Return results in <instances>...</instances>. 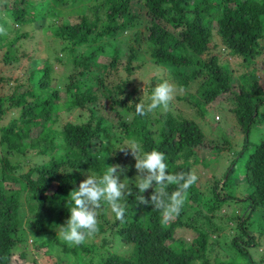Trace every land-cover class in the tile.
I'll list each match as a JSON object with an SVG mask.
<instances>
[{
	"label": "trees",
	"instance_id": "16d2710c",
	"mask_svg": "<svg viewBox=\"0 0 264 264\" xmlns=\"http://www.w3.org/2000/svg\"><path fill=\"white\" fill-rule=\"evenodd\" d=\"M48 18L58 20L44 29L61 41V50L73 53L74 63L82 66L79 75L85 76L96 68L105 75L97 77L96 86H84L70 76L65 85L66 98L62 101L56 88L50 86L51 68L45 61L41 68L30 72V88L19 92L17 88L22 83L17 82L13 92L5 98L1 90L7 78L0 68V119L9 115V120L0 126V144L4 152L0 154V264H10L12 250L23 241L24 230L21 232L20 229L23 227L22 199L25 195L28 211L33 215L27 219L33 235L53 229V236L45 243L48 256L61 246V251L74 254L81 253V249L94 253L90 264H229L224 260L211 261L214 242L209 243L206 231L198 226L199 221H189V217L195 220L200 216L192 217L189 213L182 219L183 209H196L197 204L210 212L220 208L221 200L230 197L218 193L221 180L214 181L210 195H205L204 199L197 183L192 185L184 194L179 215L168 223L161 222L160 210L151 205H138L136 197L139 193L135 186L126 204L124 222L114 217L108 225L124 243L134 244L130 255L109 250L106 240L99 245L92 244L88 250L83 245L71 248L55 234V229L69 216L67 197L77 188L83 172L100 176L108 165L119 164L125 168L129 165V153L125 155L118 151L124 146L112 153L101 152V136L108 133L102 125V114L95 112L98 109L107 106V110L114 111L124 138L140 141L142 152H163L169 174L193 171L196 148L204 136L200 126L181 113L173 114L168 110L159 115L160 128L157 133L153 132L148 114L139 116L135 112V105L140 101L135 97V88L127 90L129 77L120 78L112 85L105 81L107 74L117 71L122 55L126 58L127 74L134 72L137 49L130 46L124 54L121 46L116 44L109 61L103 64L95 62L93 54H74L75 45H83L92 38L115 39L118 32L134 28L137 23L146 29L143 33L141 27L135 28L133 40L137 47L145 41L153 62L172 68L176 85L189 96H195L194 104L202 106L200 114L207 103L221 94L228 95L232 104L230 110L246 134L236 159L242 162L243 181L249 188L243 196L247 207L236 218L237 229L247 237L242 239L235 232L230 245L247 258V264H253L248 253V247L256 245L254 233L250 232L252 226L257 224L259 234L264 233V224H261L264 223V141L251 144L247 135L250 125L263 123L264 116H260V112L264 114V90L258 80L252 79L241 82L237 91H232L230 84L234 75L228 64L219 60L220 51L216 48L214 34L230 55L241 57L253 68L264 52V0H0V27L6 30V34L0 35V65L13 61L14 51L10 49L13 40L30 35L27 30L14 31L12 25L33 22L42 28ZM153 89L151 86V91ZM28 94L32 100H27ZM64 108L81 109L84 119L67 121L60 129L54 127L52 124ZM8 111L16 112L8 114ZM126 115H130L129 119ZM57 135L60 138L57 139ZM94 141L101 147L93 149ZM28 149L36 155L47 154L49 160L22 170L23 166L9 159V155L25 154ZM236 159L224 175V184L235 171ZM54 184L55 189L50 191ZM152 191L149 189L143 195L148 197ZM167 191H176V186H168ZM101 216L108 223L104 215ZM207 222L211 225V221ZM178 226L190 227L196 233L191 243L174 236ZM98 228L101 230L103 225L98 223Z\"/></svg>",
	"mask_w": 264,
	"mask_h": 264
},
{
	"label": "rangeland",
	"instance_id": "374dc122",
	"mask_svg": "<svg viewBox=\"0 0 264 264\" xmlns=\"http://www.w3.org/2000/svg\"><path fill=\"white\" fill-rule=\"evenodd\" d=\"M87 1V0H81ZM73 16L70 17V20ZM58 19L48 18L44 21L42 28L35 26L33 22H29L25 25H12V29L17 30L18 33L21 30H27L29 36L18 37L13 40L10 49L14 51V59L11 63L1 64L2 75L7 78L1 93L7 98L10 93L13 92L14 86L17 82L22 83L17 91H25L31 87L29 83V74L33 69H39L43 66L45 61L50 64V76H51V88H56L59 93L60 100L64 101L66 98L65 85L69 80L70 76L78 83L86 86L91 84L97 85V77L105 75L101 70L91 69L87 75H79V71L82 70V66H78L74 63L73 53L61 50V41L53 36L51 33H47L44 29L47 26H51ZM65 20V19H64ZM141 22V21H139ZM141 27L143 33H146V29L143 24L137 23L134 28H126L117 33L116 38H92L89 42L83 45H75L74 54H93L94 61L98 64H103L109 61L111 54L115 50V46L120 45L123 53L129 51V47L133 46L137 49L136 57L133 60V64L137 65L134 72L129 75L125 71L126 58L122 55L117 63V71L113 70L112 73L106 75V83L112 85L116 83L120 78L128 76L130 84L127 90L135 88V97L140 102L147 105L150 103V97L152 94L151 86H156L162 80L168 82L174 88V99L171 101L167 110L162 107L157 108L151 113H148V118L152 120L149 125L150 129L157 133L160 128L159 115L170 111L173 114L181 113L184 117L194 120L203 131V141L196 148L197 159L192 166V170L198 176L197 186L201 190L202 199L205 195H210V190L213 187L215 180H221L218 184V193L222 195L221 201L223 204L220 208L215 209L213 212L206 211L201 204H197V208H184L182 211V219L185 216L190 215L200 216L198 219L189 221H199L198 226L206 231L208 235L209 243L214 242L213 249L210 251L211 261L221 260L228 262L229 264H247V258L243 254H239L236 249L230 245V239L236 232L237 235H241L242 239L247 237V234H242L238 227H236V218L241 215L244 209L247 207V200L243 197L249 191L248 185L243 181V165L240 160H237L238 150L242 147L245 142V136L242 126L237 121V118L233 111L230 110L231 103L227 99V94H221L212 102H209L205 106V110L200 114L199 108L202 106L193 103L195 96H190L184 90L178 87L175 83V74L172 68L165 67L161 64L153 62L150 58L149 53L146 50V42L142 41L137 47L134 42L133 33L135 28ZM264 39V37H263ZM214 41L217 42V50L220 51V62H226L232 69L233 80H231L232 91H237L238 85L247 83L252 79L259 81L261 87L264 90V52L258 57L254 67L247 65L241 57L230 55L226 49L220 45L218 37L214 34ZM14 45V46H13ZM9 49V50H10ZM12 54V53H11ZM57 56V57H55ZM101 65H97L100 67ZM32 83V81H30ZM33 84V83H32ZM34 87V85H33ZM192 93V91H190ZM231 93V92H230ZM232 94V93H231ZM194 97V98H192ZM27 100H32L33 97L28 94ZM6 103V102H5ZM8 103V101H7ZM16 111H8V114H15ZM96 113L102 114L104 121L102 125L106 127L107 135H102L101 140L103 147L101 152L112 153L115 152L119 146H130L133 142L140 146V141L134 139L124 138V132L120 131L115 112L107 110L105 106L102 110L98 109ZM203 114V115H202ZM260 116H264L263 112H260ZM130 115H126V119H129ZM77 119H84V114L79 108H72L69 110L61 109L55 122L52 124L54 127L60 129L62 124L67 121H77ZM9 120V115L4 116L0 119V126ZM155 136V134H154ZM248 142L251 144H259L264 141V120L262 124L250 125L248 135ZM56 138H60L57 135ZM93 149H98L100 146L98 141L92 143ZM3 152V147L0 144V154ZM9 159L12 163H18L23 166L22 170H25L28 166H33L40 163H45L49 160V156L36 155L32 149H28L25 154H16L13 156L9 155ZM236 161L233 164L235 171L227 179V183L224 184L225 176L227 175V169L231 162ZM129 165L126 166L127 171L121 176V182L128 186L133 192L135 189L134 178L137 175L134 168L135 160L129 150ZM131 170H128V168ZM84 173L96 176L92 172H83L79 183L85 179ZM225 175V176H224ZM34 177L36 174L33 175ZM223 179V181H222ZM131 180V181H130ZM77 185V188L79 186ZM13 187H18L17 184H12ZM55 189V184L51 187L50 191ZM124 201L128 203V199ZM226 200V201H224ZM22 210L24 212L23 227L20 229L24 230L23 241L15 249L12 250L10 257V264H90V259L94 257V253L91 254L88 251L81 253L78 251L77 254L71 251H61L60 247L55 248V255H46V241L53 236V229L44 231L37 236L33 235V229L28 227L27 219H30L33 215L28 211L27 206V195L22 199ZM200 210V214L195 215V211ZM101 214L108 220L105 223ZM115 215L111 212L108 205L102 203V207L98 210L97 220L98 223L103 225L101 230H98L95 234L88 237L83 245V248L90 249L92 244H101L103 240L107 241L106 247L113 252H117L123 255H130L134 244L124 243L118 238L114 229L108 227L110 222L113 221ZM211 221V225L207 221ZM264 224L263 222L261 223ZM99 229V228H98ZM59 227L55 229L57 235ZM254 239L256 245H250L248 247V253L252 256L253 264H264V233L259 234L257 224L252 226ZM58 236V235H57ZM174 236L176 238L183 239L187 243H191V239L196 236V233L190 228L185 226H178L175 229ZM59 238V236H58ZM60 239V238H59ZM208 243V244H209ZM72 248V247H71ZM24 253V254H23ZM208 255V251H206ZM23 254V255H22ZM88 254V255H87ZM243 255V257H242ZM96 262V258H93Z\"/></svg>",
	"mask_w": 264,
	"mask_h": 264
},
{
	"label": "clouds",
	"instance_id": "9594fccd",
	"mask_svg": "<svg viewBox=\"0 0 264 264\" xmlns=\"http://www.w3.org/2000/svg\"><path fill=\"white\" fill-rule=\"evenodd\" d=\"M6 30L0 27V35ZM174 88L168 82L156 85L150 97V103H136L135 112L139 116L147 115L157 108L167 110L174 99ZM135 160L134 168L137 175L134 178L139 195L136 197L138 205L153 206L160 210L162 223H168L174 216H178L184 204V194L194 185L198 176L194 171L169 174L165 163V154L156 150L142 152L140 146L133 142L130 146L120 150L125 155L129 153ZM127 168L119 164L108 165L100 176L84 173L78 188L70 191L67 199L69 216L59 226L57 235L69 247H78L86 239L98 232V210L102 203L108 205L116 220L124 222L126 204L124 201L133 193L127 185L121 182V176ZM131 181V180H130ZM175 185L176 191L169 193L168 186ZM153 189L148 197L147 190Z\"/></svg>",
	"mask_w": 264,
	"mask_h": 264
}]
</instances>
